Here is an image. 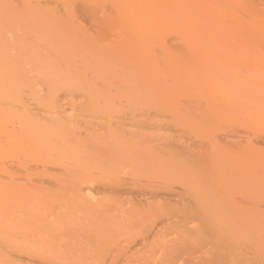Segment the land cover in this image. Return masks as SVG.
Segmentation results:
<instances>
[{
	"label": "bare ground",
	"instance_id": "obj_1",
	"mask_svg": "<svg viewBox=\"0 0 264 264\" xmlns=\"http://www.w3.org/2000/svg\"><path fill=\"white\" fill-rule=\"evenodd\" d=\"M248 10L224 0H0V264H106L129 230L96 247L83 232L101 226L95 212L110 194L174 203L195 214L199 229L181 227L191 244L245 241L264 264L263 150L246 164L254 190L240 200L197 184L177 154L149 157L127 138L179 132L192 104L222 117L244 101L222 73L199 71L264 53V18ZM247 116L249 143L264 147V121ZM151 183L167 190L142 188Z\"/></svg>",
	"mask_w": 264,
	"mask_h": 264
},
{
	"label": "rangeland",
	"instance_id": "obj_2",
	"mask_svg": "<svg viewBox=\"0 0 264 264\" xmlns=\"http://www.w3.org/2000/svg\"><path fill=\"white\" fill-rule=\"evenodd\" d=\"M224 1L247 6L252 18H264V0ZM229 56H234L235 60L231 66L228 65L223 70L215 68V70L199 71L201 74L208 73L219 77L222 73L223 77L228 78L225 91L235 99L244 98V101L232 104L233 108H228L227 115L217 117L208 113L204 116L202 107L192 104L183 118L186 127L183 123L178 125L179 132L149 134L144 139L137 136L127 138L141 141L146 146L144 151L148 152L149 157H153L156 153L167 156L177 154L178 163L184 161L190 163V169L198 178L197 184L206 180V184L213 192H221L226 198L236 196L242 200L247 199L254 190V179H250L252 174L246 164L258 155L256 153L258 150L264 152V147L251 146L249 143L251 137L248 134H252V126L247 116V113L254 112L255 122L264 121V53ZM243 82L252 83L254 86H246ZM197 92L199 95H196V98L206 104L200 95L201 92ZM233 110L238 114L233 115ZM189 125H198L200 128L187 130ZM262 132L264 131H260ZM256 136L258 135L254 137ZM243 138L245 141L241 140ZM175 144L181 145L180 151L173 148ZM123 176L128 178L129 172H124ZM166 187L162 188L153 183L142 186L143 189L152 191L167 190ZM256 187L264 190L263 176H260ZM128 188L138 189L135 185H129ZM135 202L129 195L110 194L105 201V207L99 210L100 213L95 212L101 226L94 229L87 227L88 230L83 232L86 234L85 237L91 239L87 241L88 244L96 247L106 243L109 237L115 236L121 229L129 230L131 234L127 239L129 243L119 247L112 246L114 248L103 256L107 259L106 264H188L192 258H195L199 264L218 262L235 264L236 261L241 264H256L254 261L251 262L254 259L253 255L257 254L255 246L250 248L249 243L245 241H239L234 245H222L218 241L211 244L197 240L191 244L185 234L186 230H182L181 227L193 226V229H199L192 222L195 214L182 212L174 203L162 199H155L147 204ZM231 210L233 207L227 211L232 213ZM243 210L246 215H252L248 206L243 205ZM260 216L264 218V212ZM169 219H175L176 223L167 222ZM99 237L102 239H98ZM137 241H144V245L130 250L129 245ZM246 253L251 254L245 255Z\"/></svg>",
	"mask_w": 264,
	"mask_h": 264
}]
</instances>
